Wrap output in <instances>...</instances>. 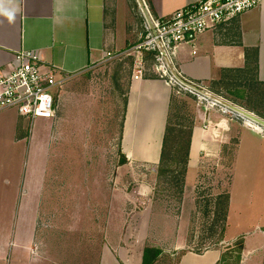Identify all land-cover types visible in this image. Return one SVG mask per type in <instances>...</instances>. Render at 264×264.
<instances>
[{
    "label": "crops",
    "instance_id": "obj_1",
    "mask_svg": "<svg viewBox=\"0 0 264 264\" xmlns=\"http://www.w3.org/2000/svg\"><path fill=\"white\" fill-rule=\"evenodd\" d=\"M197 1L143 0L152 19L169 18ZM0 10H16L11 22L0 15V75L12 71L17 53L32 51L43 68L54 67L57 77L71 80L124 56L134 61L125 52L144 33L135 0H0ZM108 53L121 56L107 59ZM172 64L183 79L214 94H245L248 79L264 84V0L178 44ZM129 69L115 85L112 79L106 83L102 101L90 97L86 105L79 104L81 82L68 79L55 93L54 118L36 119L41 124L12 109L0 112V128H12L11 148L22 144L26 158L16 167L0 159V264H141L146 246L160 250L156 263L173 251L179 254L175 264H264L261 157L238 159L227 193L220 188L213 194L215 201L228 194L222 238L201 251L190 247L197 242L189 234L201 198L202 152L215 153L231 134H240L239 149L256 147L252 132L257 131L249 123L237 127L229 111L207 101L197 98L178 212L144 208L135 214L138 223L146 218L147 223L134 234L129 211L116 210V198L125 204L130 197L122 182L116 187V168L157 170L178 93L151 64L138 79L131 64ZM259 146L264 153V144ZM144 177L133 178L144 183ZM233 244L238 253L231 251Z\"/></svg>",
    "mask_w": 264,
    "mask_h": 264
},
{
    "label": "rangeland",
    "instance_id": "obj_2",
    "mask_svg": "<svg viewBox=\"0 0 264 264\" xmlns=\"http://www.w3.org/2000/svg\"><path fill=\"white\" fill-rule=\"evenodd\" d=\"M124 58H122L123 60L121 62H118L119 60L106 62L103 65L92 69L90 72H84L79 76L77 75L75 77H72L71 80L69 79V81L73 80L81 82L82 87H80L77 92L79 93V96H83V98H81L79 104H91V101L89 99L90 97H98L100 101H102L103 91L105 89L104 87H106L107 82L109 83V81L112 79L110 83L115 85V81H117L119 77L126 78L127 76H129V74H131L129 64H131L133 67V58L128 56H124ZM146 64L153 65L151 61H147ZM254 84H256V81L254 79L247 80L245 94L243 92L232 91V93H234L237 97L243 96V101L239 102L237 100H234V94L226 95L224 93L226 95L225 96L221 92L222 98L232 103L238 102V104L240 105H238L237 103L234 104L238 105L239 107L244 108L243 106H247L248 108H250V110L252 108L253 111L250 112L259 117L262 116L261 118L264 119V88L259 86L254 87ZM175 87L177 86L175 85ZM180 89H178L177 92L179 93L181 91L184 92V94L181 92L179 93L180 95L175 94V107L173 106L171 123L175 125L177 130L176 133L181 132L182 134L187 133L192 122L194 121V115L200 107L197 106L196 102L198 101V99L196 96ZM185 94H190V96H194L196 98L194 100L193 98ZM215 106L220 107L217 105ZM10 115L14 116L15 114L12 112V114L10 113ZM229 115H231L232 118V120L230 121H233V123H235L237 127H245L244 124H246V120L234 113H231ZM36 121L40 124L44 122L41 120ZM35 123L33 124V127H35ZM26 125H28L27 121L25 122V127ZM246 125L248 126V124ZM249 128L257 131L252 132L255 138L256 147H252L250 149L249 146L244 145L241 149H239L240 134H231L230 137L221 140L225 142H221V144H219V149L215 153H208L207 156L205 155L207 153L202 152L201 154L202 168L200 171H202V173L200 174V182L198 184L199 188L197 193V196L201 198L198 199L197 210L192 215V233L189 234L190 237H197V242L190 245V247L195 251H201L204 248H210V246H212L211 244L219 239L221 233L220 227L221 225H224V223L222 224L218 222L215 224L213 222L216 218V216L214 217V214H217L216 208L218 207V202L214 200L215 196H213V194L220 188L224 189L225 192L229 190L230 183L233 179L236 162H238L237 160L239 159V161L243 163L251 160H259L260 157L262 158V160H264V153H262V149L259 146V144H264V129L258 131V128H256V126L254 125H251ZM8 129L11 130L12 128H0V159L6 161V164L8 163V161H11V165L13 167H16L15 165L18 163L23 164L22 160L26 158L24 154L21 155L20 147H22V144L18 145L17 150L16 148H11L10 143H12L11 140L13 135L11 131H7ZM183 135L185 136V134ZM177 141L182 147L181 149L183 151L185 145V137H178ZM115 149L117 150V145ZM136 174H144V183L134 180L133 177H135ZM114 175L116 178V187L120 188L121 184H123L122 188L124 190L128 189L127 191L130 194L129 201H127V203L125 202V204L122 203V197L116 198V210H121V208L124 207L129 211L130 218L132 219L131 223L134 234H137L136 228L137 230L138 228L140 230H143L147 223V218L146 220L144 219L138 223V216L135 214L139 213L144 208H148V210L152 208V212L156 213V210H160L159 206H161L164 210H166V212L172 215H174V212H178L177 209L179 207L178 202L180 201V193L179 188L175 185L176 183L174 180V174H161L159 173V169L155 171V169L152 168H132L130 166V168H116ZM146 187H148L149 190L145 189ZM240 188H242V185L240 186ZM117 192L118 190H116V193ZM150 199L152 200V202L149 201ZM134 218H136L137 220H135ZM2 219H4V217H2ZM200 238L202 240H206L201 243ZM133 239L134 236L131 237V240ZM198 244L199 246H197ZM231 249V251H233L234 253L235 251L237 253L239 252L238 246L236 247V245L234 244ZM170 252L172 253L163 254L159 261L155 264H175L178 260L179 254L174 253L173 251ZM234 253L233 255H235Z\"/></svg>",
    "mask_w": 264,
    "mask_h": 264
},
{
    "label": "built area",
    "instance_id": "obj_3",
    "mask_svg": "<svg viewBox=\"0 0 264 264\" xmlns=\"http://www.w3.org/2000/svg\"><path fill=\"white\" fill-rule=\"evenodd\" d=\"M260 1L199 0L175 11L169 18H151L155 35L152 34L144 22L142 38L125 52V55H134L133 68L135 74L132 76L133 79L142 78L143 76L146 65L144 54L154 53L153 65L158 76L174 87L176 85V89L181 88L180 90L189 92L170 75L157 41L161 43L172 62L175 47L178 44L218 25L230 22L256 8ZM120 56L121 54L112 55L108 53L106 57L107 59H114ZM54 69V67L43 68L42 62L35 52L21 51L17 53L12 71L0 75V112L12 109L20 117L31 121L54 118L56 109L55 93L70 78L66 75L57 77ZM192 95L200 100L207 101L195 94Z\"/></svg>",
    "mask_w": 264,
    "mask_h": 264
},
{
    "label": "trees",
    "instance_id": "obj_4",
    "mask_svg": "<svg viewBox=\"0 0 264 264\" xmlns=\"http://www.w3.org/2000/svg\"><path fill=\"white\" fill-rule=\"evenodd\" d=\"M153 56H154V53H145L144 54L145 61L146 62L151 61L153 64ZM157 77L160 78L158 75ZM256 86L264 88V84L259 83V82H256V84H254V87ZM181 93L184 94V92H181ZM215 93L217 95L222 96L221 92H218V93L215 92ZM185 95L190 96V94H185ZM190 97L193 98L194 100L196 98L194 96H190ZM234 100H237L239 102L243 101V99L237 97L236 95H234ZM234 103L238 104V102H234ZM243 107L244 109H247L248 111H253L252 108L250 110V108H248L247 106H243ZM192 124L190 128L188 129L187 133H182V134L181 132L176 133L177 130H176L175 125L171 123V115L168 116L167 125L164 130L159 165L157 168V170L159 169V173L161 174H164V173L174 174V180L176 183L175 185L179 188L180 197L183 191L184 175L186 171V164L188 161V152H189V143H190ZM183 134H185V136ZM182 136L185 137V145H184L183 151L181 149L182 147L177 141V138L182 137ZM124 162H125V158L122 155H120V163L123 164ZM216 201L218 202L219 208L218 207L216 208L217 214L213 222L215 224L218 222L223 224L225 221V216H226V205L228 202V195H225V194L220 195L217 197ZM220 231L221 233H220L219 239L221 238V235L224 231V225H221ZM160 253H161L160 250L156 248L149 247V246L144 247L143 252H142L141 264H155L160 256Z\"/></svg>",
    "mask_w": 264,
    "mask_h": 264
},
{
    "label": "water",
    "instance_id": "obj_5",
    "mask_svg": "<svg viewBox=\"0 0 264 264\" xmlns=\"http://www.w3.org/2000/svg\"><path fill=\"white\" fill-rule=\"evenodd\" d=\"M138 6V9L143 17L144 22L149 27L150 31L153 35H155V30L152 24L151 17L148 13V10L143 2V0H135ZM157 45L159 47V50L161 52V55L165 61L166 67L172 76V78L184 89L188 90L190 93L195 94L199 97H202L203 99L207 100L208 102H212L214 105L220 106L224 108L225 110L234 113L236 115H240L243 118H246L256 124L259 128L264 129V119L255 115L254 113L239 107L238 105L233 104L232 102L222 98L221 96H218L206 89H203L202 87L195 85L185 79H183L175 70L172 62L170 61L169 57L167 56L165 50L163 49L161 43L157 41Z\"/></svg>",
    "mask_w": 264,
    "mask_h": 264
},
{
    "label": "clouds",
    "instance_id": "obj_6",
    "mask_svg": "<svg viewBox=\"0 0 264 264\" xmlns=\"http://www.w3.org/2000/svg\"><path fill=\"white\" fill-rule=\"evenodd\" d=\"M15 14H16V10H12V11L0 10V15L6 16L9 22L14 20Z\"/></svg>",
    "mask_w": 264,
    "mask_h": 264
},
{
    "label": "bare ground",
    "instance_id": "obj_7",
    "mask_svg": "<svg viewBox=\"0 0 264 264\" xmlns=\"http://www.w3.org/2000/svg\"><path fill=\"white\" fill-rule=\"evenodd\" d=\"M210 102V101H209ZM212 103V102H210ZM213 104V103H212ZM239 117L243 118L242 116L238 115ZM244 120H246L247 123H249L250 125H255L256 128H258L259 130H261V128H259L256 124H254L253 122H251L250 120L246 119V118H243Z\"/></svg>",
    "mask_w": 264,
    "mask_h": 264
}]
</instances>
